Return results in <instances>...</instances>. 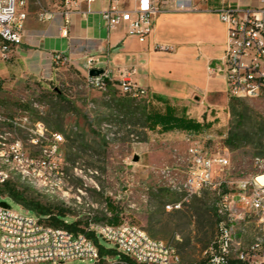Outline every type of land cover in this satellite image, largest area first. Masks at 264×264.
<instances>
[{
	"label": "rangeland",
	"instance_id": "1",
	"mask_svg": "<svg viewBox=\"0 0 264 264\" xmlns=\"http://www.w3.org/2000/svg\"><path fill=\"white\" fill-rule=\"evenodd\" d=\"M59 2L29 0V18H37L42 8L56 9ZM11 76L0 78V149L3 143L20 140L28 154L38 157L55 136H61L62 141L57 155L49 158L56 169L28 176L13 173L7 181L10 185L28 199L67 208L65 220L69 223L73 222L69 216H80L83 224L88 213L96 218L110 217L106 204L110 199L118 207L120 221L137 224L151 237L175 248L184 264L208 258L218 235L215 194L204 190L186 200L172 190L171 180L180 178L177 170L186 162L188 133L167 135L147 130L142 112L151 98H134L128 87L116 80L105 90L89 87L86 61L74 58L57 64L52 61L41 73ZM236 103L241 115L228 107L218 122L195 137L209 150L228 149L233 180L248 176L254 158L264 155V93ZM231 131L239 133V141L229 148L225 141ZM56 178L61 181L60 188L53 185ZM2 190L0 186V203L27 211ZM179 203L181 206L175 207ZM246 228L243 246L249 250L261 232L254 221ZM99 242L112 246L103 238Z\"/></svg>",
	"mask_w": 264,
	"mask_h": 264
},
{
	"label": "built area",
	"instance_id": "2",
	"mask_svg": "<svg viewBox=\"0 0 264 264\" xmlns=\"http://www.w3.org/2000/svg\"><path fill=\"white\" fill-rule=\"evenodd\" d=\"M97 0H60L56 9H40L38 20L49 22L61 17L60 34L69 37L71 16H86L93 13ZM108 8L101 17L109 29L126 23L130 34L141 42L153 32L157 16L169 9L175 0H133L131 9L120 7V0H109ZM206 2L208 0H199ZM85 4V8H83ZM226 26V48L216 71L224 76L229 98L253 99L264 93V0L258 8L242 9L239 6L222 4L216 10ZM29 0H0V60L9 61L24 38L25 23L29 17ZM67 59L56 52L54 63ZM86 58V84L105 90L113 81L111 74ZM101 69L99 75H90V70ZM135 70L123 71L118 80L127 86L134 98H148L147 91L136 85ZM187 158L178 176L171 181L173 191L188 200L204 190L215 194L214 209L218 217V235L209 247L207 264H230L241 260L249 264H264V155L254 158L253 170L236 180L231 178L232 161L228 149H207L196 139L194 132H187ZM61 136H55L52 144L41 150L40 155L28 154L20 140L3 143L0 149V186L4 187L13 173L28 176L46 169H56L49 158L59 151ZM34 143H37L34 140ZM54 165V166H52ZM48 178V177H46ZM60 188L61 181L53 183ZM181 203L175 207H180ZM15 211L0 203V264H69L75 260L82 264H184L175 248L166 242L151 237L141 226L127 220L110 224L96 220L88 213L83 228L103 238L116 250L115 255H101L98 245L85 233H74L63 227H52L44 218L27 208ZM73 222L80 216H69ZM254 221L260 236L245 250L243 236L246 225ZM67 222V221H66ZM259 254H262L258 257Z\"/></svg>",
	"mask_w": 264,
	"mask_h": 264
},
{
	"label": "crops",
	"instance_id": "3",
	"mask_svg": "<svg viewBox=\"0 0 264 264\" xmlns=\"http://www.w3.org/2000/svg\"><path fill=\"white\" fill-rule=\"evenodd\" d=\"M128 2L131 5L124 8ZM222 4L254 9L261 6V0H175L157 16L144 42L130 34L126 23L114 29L106 26L101 11L109 7V0H97L94 12L85 17L73 14L67 38L60 34L61 17L45 23L28 17L22 44L9 61L0 60V78L41 73L52 65L56 52L69 60L93 58L116 81L123 71L135 70L134 82L147 91L149 99L161 97L198 120L206 115L208 120L219 121L230 101L226 80L216 71L227 37L216 12ZM133 6V0H120L123 9ZM173 133L185 134H162Z\"/></svg>",
	"mask_w": 264,
	"mask_h": 264
},
{
	"label": "trees",
	"instance_id": "4",
	"mask_svg": "<svg viewBox=\"0 0 264 264\" xmlns=\"http://www.w3.org/2000/svg\"><path fill=\"white\" fill-rule=\"evenodd\" d=\"M109 84V82H108ZM239 101L237 98H232L229 101V107L234 114L238 112L237 103ZM143 120L144 127L149 131H158L160 133H168L171 131H182V132H194L199 133L206 128L211 127L214 123L218 121L217 118L213 120H208L206 115L203 116L202 120H198L187 114L185 108H181L171 104L170 102L164 100L161 97H153L147 101V105L143 107ZM239 141V133L231 131L230 136L226 139L225 143L227 147L232 148ZM3 192L13 197L16 201L20 202L23 206L29 208L30 210L36 212L42 216L49 226L52 227H63L74 233H85L90 239H92L99 247L101 255H115L117 252L114 248H108L99 242L98 237L94 233L87 232L81 221L76 222H66L65 218L68 216L67 208L60 206H50L47 204H42L37 200L28 199L24 194L18 191L14 186L6 182L3 187ZM108 211L111 213L110 217L105 219L96 218L98 221H105L110 224L120 223L119 210L112 201L109 199L106 201ZM209 258L203 260L197 264H207ZM230 264H249L248 262L241 260H232Z\"/></svg>",
	"mask_w": 264,
	"mask_h": 264
},
{
	"label": "water",
	"instance_id": "5",
	"mask_svg": "<svg viewBox=\"0 0 264 264\" xmlns=\"http://www.w3.org/2000/svg\"><path fill=\"white\" fill-rule=\"evenodd\" d=\"M102 72H103V70H101V69H92V70H90V75H99ZM134 160L135 161H138L139 160V157L138 156H135L134 157ZM1 204L4 205V206H7V204L5 202H1Z\"/></svg>",
	"mask_w": 264,
	"mask_h": 264
}]
</instances>
